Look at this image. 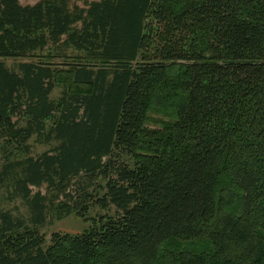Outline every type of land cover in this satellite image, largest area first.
<instances>
[{"label":"trees","instance_id":"obj_1","mask_svg":"<svg viewBox=\"0 0 264 264\" xmlns=\"http://www.w3.org/2000/svg\"><path fill=\"white\" fill-rule=\"evenodd\" d=\"M0 188V264H264V0H0Z\"/></svg>","mask_w":264,"mask_h":264},{"label":"rangeland","instance_id":"obj_2","mask_svg":"<svg viewBox=\"0 0 264 264\" xmlns=\"http://www.w3.org/2000/svg\"><path fill=\"white\" fill-rule=\"evenodd\" d=\"M40 0H20L22 5H32L37 3ZM83 1L85 0H72V3L83 7ZM93 1V0H87ZM26 61V60H23ZM22 62L21 60H14V59H6L5 64L8 68L12 69L16 66L17 63ZM60 90L55 89L54 92L51 94L52 99H56L59 96ZM165 111H155L150 114L152 120L155 119H163L168 120L170 119L166 114ZM148 127L155 128L157 125L151 121L148 123ZM50 146L41 145L38 143H34L32 146V155L37 156L44 151H47ZM11 190V189H10ZM12 191V190H11ZM38 190L36 188H31V194L33 195ZM42 193H45V188L42 187L40 189ZM63 200V199H61ZM0 211H9L14 216H21L24 218L30 217L29 205L27 201L22 200L21 198H14L9 192H7L4 188H0ZM113 212V209L110 211ZM104 211H101L98 208H93L91 211V215L96 214H103ZM87 227V223L83 222L79 218L74 215H70L68 217H64L61 220L57 219L56 217L49 216L46 218L45 222L42 226H40V231L49 239V236L54 231L59 232H68V233H77L80 232L82 229Z\"/></svg>","mask_w":264,"mask_h":264}]
</instances>
